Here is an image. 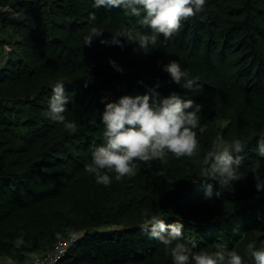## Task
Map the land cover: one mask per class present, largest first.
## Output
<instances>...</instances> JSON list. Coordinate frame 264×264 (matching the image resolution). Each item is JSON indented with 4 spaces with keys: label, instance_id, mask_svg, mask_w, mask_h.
Wrapping results in <instances>:
<instances>
[{
    "label": "trees",
    "instance_id": "obj_1",
    "mask_svg": "<svg viewBox=\"0 0 264 264\" xmlns=\"http://www.w3.org/2000/svg\"><path fill=\"white\" fill-rule=\"evenodd\" d=\"M135 23L119 8L93 9L90 0H0V49L10 45L0 62V259L18 264L71 237L55 264H172L165 246L141 230L152 215L181 221V242L195 243L193 251L226 246L246 259L247 243L264 248V190L254 187V175L264 177V157L256 155V136L264 134V0H206L148 53L124 37L120 46L100 43ZM92 27L104 32L84 45ZM169 60L196 76L198 87L169 82L161 70ZM56 82L75 132L47 115ZM157 83L160 97L176 92L201 105L198 159L218 136L247 140L240 180L219 185L200 177L196 159L171 153L139 162L133 175L107 186L85 171L103 142L101 97L143 94ZM209 183L213 195L204 199Z\"/></svg>",
    "mask_w": 264,
    "mask_h": 264
},
{
    "label": "clouds",
    "instance_id": "obj_2",
    "mask_svg": "<svg viewBox=\"0 0 264 264\" xmlns=\"http://www.w3.org/2000/svg\"><path fill=\"white\" fill-rule=\"evenodd\" d=\"M90 4L93 9L101 6L105 9L119 8L124 16L136 18L133 27L123 33L111 34L110 39H101V44L120 46L118 37H124L129 43L136 41L139 49L148 53L158 35L165 39L173 36L185 19L203 10L206 0H90ZM144 28L152 34L150 38L140 31ZM103 32L102 29L92 27L83 36L84 45L90 44ZM109 64L114 70L122 71L115 61L109 60ZM161 70L168 74L169 82L182 89L198 87L195 83L198 78L175 60L162 64ZM158 87L157 83L143 94H125L108 102L101 97L104 106L99 120L103 129V142L93 148L85 171L94 175L96 183L107 186L113 178L119 181L133 175L139 162L164 161L166 155L171 153L176 158L196 159L200 165V177L206 176L216 182L218 180L219 185H232L233 181L240 180V154L246 148L247 140L240 136L231 139L218 136L212 141L203 159H198L200 153L196 129L201 105L192 99L182 98L176 92L160 97L155 91ZM51 91L47 115L66 130L75 132L76 123L67 120L64 114L68 98L62 82L53 84ZM199 131L204 132L202 125ZM256 138V155L264 157V134ZM108 172L114 173V177H110ZM254 179L257 192L264 190V177L254 175ZM212 195V184L209 183L204 188L203 198L210 199ZM183 228L181 221L166 224L162 217L156 215L141 225L145 235L165 246L172 264H248V261L251 264H264V248L256 247L254 242L246 245V259L236 250H228L226 246L214 252L193 251L195 243L189 247L181 242ZM23 242L22 237H17L15 241L17 246Z\"/></svg>",
    "mask_w": 264,
    "mask_h": 264
},
{
    "label": "built area",
    "instance_id": "obj_3",
    "mask_svg": "<svg viewBox=\"0 0 264 264\" xmlns=\"http://www.w3.org/2000/svg\"><path fill=\"white\" fill-rule=\"evenodd\" d=\"M70 241L71 237L58 241L50 250L45 251L42 255L32 254L18 264H55L65 252Z\"/></svg>",
    "mask_w": 264,
    "mask_h": 264
},
{
    "label": "rangeland",
    "instance_id": "obj_4",
    "mask_svg": "<svg viewBox=\"0 0 264 264\" xmlns=\"http://www.w3.org/2000/svg\"><path fill=\"white\" fill-rule=\"evenodd\" d=\"M9 50H10V45L4 44L1 47V49H0V62H3L5 55ZM38 254H41V253H38ZM0 264H17V262L9 261L8 259H0Z\"/></svg>",
    "mask_w": 264,
    "mask_h": 264
},
{
    "label": "crops",
    "instance_id": "obj_5",
    "mask_svg": "<svg viewBox=\"0 0 264 264\" xmlns=\"http://www.w3.org/2000/svg\"><path fill=\"white\" fill-rule=\"evenodd\" d=\"M4 259V258H3ZM9 260V259H8ZM10 261V260H9Z\"/></svg>",
    "mask_w": 264,
    "mask_h": 264
}]
</instances>
